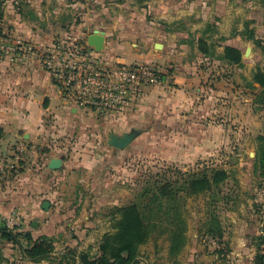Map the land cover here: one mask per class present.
Masks as SVG:
<instances>
[{"label": "rangeland", "instance_id": "374dc122", "mask_svg": "<svg viewBox=\"0 0 264 264\" xmlns=\"http://www.w3.org/2000/svg\"><path fill=\"white\" fill-rule=\"evenodd\" d=\"M116 4L121 5L125 13L130 4L138 13L136 20L140 19L138 16L140 15L159 31L165 29L170 34L173 32L178 34L171 43H174L178 52H185L187 59L194 62V70L201 74L200 79L194 82L196 86L194 85L192 91L199 93L196 91L198 87L201 90L199 105L204 113L197 118L198 123L205 128L198 129L192 125L183 136L173 133L172 137L170 133L158 137V133L142 131L139 138L124 152L115 150L111 156L108 155L106 148L109 146L108 135L115 130L121 135L130 130L124 131L113 125L114 121L110 117L105 121L101 118L96 119L100 125L107 122L109 132L107 130L98 132L92 126H88L77 135L67 137L72 144L71 152L79 159L96 161L100 159L101 162L110 157L124 159L120 164L126 171L125 178L111 181L105 177L106 171L101 172L96 180L91 176V172L83 177L85 182L90 181V185L92 184L83 197L86 203L93 205L97 197L102 203H113L109 207L104 206V210L95 216L103 227L98 232L99 236L103 237V233L113 231L110 213L113 207L131 203L150 175L165 174L169 170L175 172L176 169L195 172L205 166L223 168L230 172L231 177L222 188L225 200L219 202L216 209L225 233L221 242L205 236L204 225L210 217L208 205L210 200L206 194H200L187 200L188 239L179 255L171 257L167 238L154 235L140 247L136 264H261L264 244L261 250H258L259 246L256 245L258 240L255 238L264 237V177L261 175L263 171L257 164L256 156L261 143L259 137H264V106L255 102L259 90L250 88L248 83L253 80L254 72L258 68L264 71V55L261 48L248 36L249 32L253 31L256 39L264 44V0H44V2L41 0L39 5L37 3L33 7L31 4L24 5L21 10L27 15L29 13L34 15L37 6H40L41 15L37 16V19L26 20L30 28H37L41 33H46V37L52 40L50 43H54L64 39L61 33H69L72 24L84 26L87 20L85 23L81 21L82 13L92 9L101 12L105 6L114 14V8L120 9ZM8 10L6 0H0V13L2 12L0 29L4 31L1 35H12L7 29L10 21L4 17ZM44 10L53 13V16L44 15L42 18ZM54 11H59L57 12L59 16H56ZM13 23L14 21L11 23L12 27L15 25ZM179 35H183V38ZM200 37H204L209 43L221 45L217 46L218 53L222 52L224 45L240 49L243 54V66L204 58L195 44ZM76 41L83 43L80 40ZM50 43H46L45 46ZM118 61L134 64L120 59ZM212 95L213 98H210ZM104 114L107 116V113ZM91 119L88 117L85 122L89 125ZM45 121L48 125L54 126L56 120L46 118ZM52 137L50 145L56 146L57 150L66 147L64 145L66 139L62 138V135L58 136V131ZM161 137L181 138L184 141H173L172 146L163 148L145 145L146 141L158 138L160 140ZM141 139L145 141L141 142ZM21 151L25 149L21 148ZM21 166L19 165L17 169ZM3 183L4 181L0 180V184ZM93 186L94 190L98 189L97 194L91 191ZM79 189L87 190L84 185H80ZM71 191L75 194V190ZM76 197L66 195L67 201L72 202L76 199V203H79L81 195ZM50 201H46L47 205L55 203ZM71 232L72 228L62 237H56L60 240L55 243V252L56 248L64 253L69 252L67 248L65 249V240L72 236ZM99 244L100 242L97 246ZM90 250L92 254L98 253V249L92 247L85 249L86 252ZM4 262L3 259L1 264ZM68 262L75 264L69 260H65L63 264Z\"/></svg>", "mask_w": 264, "mask_h": 264}, {"label": "crops", "instance_id": "0c3cea01", "mask_svg": "<svg viewBox=\"0 0 264 264\" xmlns=\"http://www.w3.org/2000/svg\"><path fill=\"white\" fill-rule=\"evenodd\" d=\"M40 1L6 0L9 10L5 12L4 17L10 21L7 29L15 38L42 45L52 41L46 37V33H41L37 28H30L26 20L37 19V16L41 15L40 6H37L34 15L31 13L27 15L21 10L24 5L31 4L33 7L36 3L39 5ZM116 7L120 9L114 8V14L105 6L101 12L93 9L84 12L80 17L84 23L87 20L84 26L74 23L69 33L61 34L64 35V39L72 38L89 45V35L104 32L105 40L100 53L106 59L112 62H119L120 59L126 63L152 64L169 76L161 84L148 88L137 108L125 114L105 116L104 113L64 105L60 91L53 84L38 57H31L25 61H17L10 57L1 60L0 156L7 162L8 169L3 175L4 183L0 184V226L5 225L3 220L6 218H14L17 222L15 227L32 231L35 239L44 235L62 237L72 228V236L70 234L71 237L65 240V249L85 251L86 248L92 247L96 250L102 239L98 232L103 227L95 216L104 210V206L109 207L113 203H102L99 197L93 205L86 203L83 197L92 184L90 185V181L85 182L83 177L91 172V176L96 180L101 172L106 171L105 177L111 181L125 178L126 171L120 164L124 159L108 157L109 159L103 162L100 159L99 161L79 159L71 152L72 144L68 138L77 135L88 126H92L98 132L103 130L109 132L107 122L100 125L96 120L101 118L105 121L108 117L114 121L113 125L124 131L139 132L135 140L142 131L158 133V137L169 133L170 136L173 133L183 136L192 125L198 129L205 128L198 123L197 118L204 113L199 105L201 90L198 87L196 91L199 93L192 91L196 86L194 82L200 79L201 74L194 70V62L187 59L185 52H178L174 43H171L178 34L175 32L170 34L165 29L159 31L140 15H138L140 19L136 20L138 13L130 4L127 13L123 11L121 5L116 4ZM57 12L59 11H54V14L59 16ZM44 15L51 17L53 13L44 10L42 18ZM13 21L14 27L11 25ZM2 32L4 31L0 29V33ZM200 59L203 60L201 57ZM210 98H213V95ZM88 117L92 118L89 125L85 122ZM46 118L56 120L55 125H48ZM57 131L58 136L62 135V138L66 139L64 143L66 147L58 150L49 143ZM114 133L121 135L117 130ZM173 141L184 139L161 137L160 140L159 138L148 140L145 145L163 148L172 146ZM21 148L25 151H21ZM106 148L110 156L115 150L119 152L126 150L116 149L110 145ZM53 159L63 160L59 170L50 168ZM21 163L24 164L20 172L16 175L11 174ZM2 178L0 176V179ZM80 185H84L87 190L79 189ZM71 189L75 190V194ZM91 191L98 193L94 186ZM66 195L69 197L81 195L80 202L76 203V199L72 202L67 201ZM48 200L55 203L47 205ZM104 234L106 232L102 235ZM0 247L5 258L2 264H53L49 260L39 263L30 261L18 245L10 242L0 241ZM61 253L64 251L56 248L54 255L58 256Z\"/></svg>", "mask_w": 264, "mask_h": 264}, {"label": "trees", "instance_id": "16d2710c", "mask_svg": "<svg viewBox=\"0 0 264 264\" xmlns=\"http://www.w3.org/2000/svg\"><path fill=\"white\" fill-rule=\"evenodd\" d=\"M248 37L254 40L264 55V44L256 39L253 31L249 32ZM195 44L204 58H213L238 67L244 64L242 51L235 46L224 45L222 52L218 53L217 46L221 47V45L209 43L204 37H200ZM167 76L169 74L162 76V79L165 80ZM248 84L250 88L259 90L255 102L264 106V71L258 68L254 72L253 80ZM259 140L261 143L256 159L264 177V137H259ZM20 170L21 167L18 170L13 169L11 174L16 175ZM3 175L0 172V176L3 177L0 180L4 181ZM230 177L228 170L209 166L195 172L176 169L175 172L169 170L165 174L150 175L144 183L142 182V187L131 203L122 207H113L110 212L113 231L103 235L98 253L95 254H92L91 250L77 253L75 249L67 248L69 252L57 257L54 255L56 237L44 235L35 239L30 230H21L19 227L9 229L5 225L0 226V241L18 245L25 257L34 263L49 260L54 264H63L65 260H69L75 264H136L140 247L155 235L166 237L169 241L171 257H177L187 244L186 203L191 197L200 194L208 196L210 217L204 225L205 236L219 242L224 238L223 225L216 209L219 202L225 200L222 188ZM255 239L258 240L256 243L259 246L258 250H261L264 237ZM3 259L5 260L0 247V263ZM263 262L264 256L260 263Z\"/></svg>", "mask_w": 264, "mask_h": 264}, {"label": "built area", "instance_id": "2783aa9c", "mask_svg": "<svg viewBox=\"0 0 264 264\" xmlns=\"http://www.w3.org/2000/svg\"><path fill=\"white\" fill-rule=\"evenodd\" d=\"M7 57L17 61L38 57L64 105L112 115L137 108L147 89L164 82L162 76L168 74L152 64L112 62L72 38L45 46L0 33V61ZM7 169V162L0 156V172L4 174ZM3 221L9 228L17 225L14 218Z\"/></svg>", "mask_w": 264, "mask_h": 264}, {"label": "water", "instance_id": "95a60500", "mask_svg": "<svg viewBox=\"0 0 264 264\" xmlns=\"http://www.w3.org/2000/svg\"><path fill=\"white\" fill-rule=\"evenodd\" d=\"M105 40V33H94L89 35L88 43L97 52L100 53L103 50V44ZM139 132L131 131L123 135H118L114 132L108 135V144L116 149L125 150L127 149L134 140L138 137ZM62 159H53L50 163V168L53 170H59L62 167Z\"/></svg>", "mask_w": 264, "mask_h": 264}]
</instances>
